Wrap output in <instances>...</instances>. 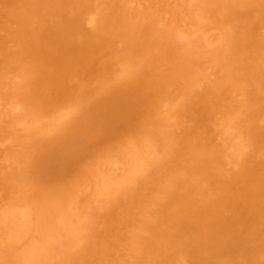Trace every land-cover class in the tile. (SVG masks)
I'll return each mask as SVG.
<instances>
[{
	"label": "rangeland",
	"instance_id": "obj_1",
	"mask_svg": "<svg viewBox=\"0 0 264 264\" xmlns=\"http://www.w3.org/2000/svg\"><path fill=\"white\" fill-rule=\"evenodd\" d=\"M0 223V264H264V0H0Z\"/></svg>",
	"mask_w": 264,
	"mask_h": 264
},
{
	"label": "bare ground",
	"instance_id": "obj_2",
	"mask_svg": "<svg viewBox=\"0 0 264 264\" xmlns=\"http://www.w3.org/2000/svg\"><path fill=\"white\" fill-rule=\"evenodd\" d=\"M36 1V0H35ZM54 8V7H53ZM58 8V7H57ZM68 13V12H67ZM65 16H67V14L65 15ZM67 17H69V15L67 16ZM71 17H72V15H71ZM92 18H93V16H92ZM56 19V18H55ZM89 20V19H88ZM94 21V20H93ZM69 24V23H68ZM80 25V24H79ZM79 25H77V26H79ZM53 26V25H52ZM52 29V28H51ZM57 29V28H56ZM33 31V30H32ZM31 31V32H32ZM64 31V30H63ZM84 31V30H83ZM21 33V32H20ZM27 33V32H26ZM40 33V32H39ZM49 33V32H48ZM59 33V32H58ZM247 33V32H246ZM249 33V32H248ZM33 34V33H32ZM37 34V33H36ZM47 34V33H46ZM50 34V33H49ZM81 34V33H80ZM93 35H94V33H92ZM234 34V33H233ZM91 35V34H90ZM235 35V34H234ZM234 35H232V37L234 36ZM21 36V35H20ZM27 36V35H26ZM38 36V35H37ZM47 36V35H46ZM92 36V35H91ZM96 36H97V34H96ZM41 37V36H40ZM53 37H55L54 35H53ZM76 37V36H75ZM87 37V36H86ZM85 37V38H86ZM93 37V36H92ZM98 37V36H97ZM20 38V37H19ZM24 38V37H23ZM47 38V37H46ZM89 38V37H88ZM96 38V37H95ZM93 39V38H92ZM100 39V38H99ZM233 38H231V40H232ZM50 40V39H49ZM52 40V39H51ZM88 40H90V39H88ZM240 40V39H239ZM32 41V40H31ZM78 41H80V40H78ZM100 41V40H99ZM14 42V41H13ZM30 42V41H29ZM29 42H28V44H29ZM46 42V41H45ZM49 42V41H48ZM232 42H234V41H232ZM232 42H231V44H232ZM26 43V42H25ZM38 43V42H37ZM47 43V42H46ZM79 43V42H78ZM243 43H245V42H243ZM249 43V42H248ZM48 44V43H47ZM234 44V43H233ZM237 44V43H236ZM108 45V44H107ZM241 45V44H240ZM24 46L26 47V45L24 44ZM29 46V45H28ZM55 46V45H54ZM233 47H234V45H232ZM239 46V45H238ZM36 47V46H35ZM108 47V46H107ZM120 47V46H119ZM240 47V46H239ZM243 47V46H242ZM252 47V46H251ZM255 47V46H254ZM94 48V47H93ZM98 48V47H97ZM103 48V47H102ZM118 48V47H117ZM230 48H232V47H230ZM236 48V47H235ZM247 48V47H246ZM17 49H18V46H17ZM106 49V48H105ZM242 49H244V48H242ZM256 49V48H255ZM20 50V49H19ZM100 50V49H99ZM237 50V49H236ZM241 50V49H240ZM105 51V50H104ZM113 51V50H112ZM23 52V51H22ZM34 52V51H33ZM32 52V53H33ZM103 52V51H102ZM124 52H125V50H124ZM255 52V51H254ZM13 53V52H12ZM15 53V52H14ZM25 53V52H24ZM104 53V52H103ZM114 53V52H113ZM117 53V52H116ZM122 53V52H121ZM17 54H18V52H17ZM112 54V53H111ZM118 54V53H117ZM262 55V54H261ZM96 56V55H95ZM115 56H118V55H115ZM240 56V55H239ZM48 57V56H47ZM92 57V56H91ZM118 57H120V56H118ZM123 57V56H122ZM243 57H244V55H243ZM261 57V56H260ZM36 58V57H35ZM237 59H238V56L236 57ZM250 58V57H249ZM114 59V58H113ZM26 61V60H25ZM33 61H34V59H33ZM124 61V60H123ZM234 61V60H233ZM238 61H239V59H238ZM235 62V61H234ZM38 63V62H37ZM52 63V62H51ZM123 63H127L126 61L125 62H123ZM243 63H244V61H243ZM69 64V63H68ZM129 64V63H128ZM109 65V64H108ZM237 65V64H236ZM242 65V64H241ZM119 66V65H118ZM232 66H234V64H231V66H228V67H232ZM132 67V66H131ZM130 67V68H131ZM135 67V66H134ZM133 68V67H132ZM19 69H20V66H19ZM135 69V68H134ZM226 69H227V67H226ZM229 70H232V69H230V68H228ZM234 69V68H233ZM236 69H238L237 67L235 68V70ZM22 71V70H21ZM24 71V70H23ZM134 71V70H133ZM262 71V70H261ZM119 72V71H118ZM132 72V71H131ZM181 72V71H180ZM179 72V73H180ZM240 72V71H239ZM243 72H244V69H243ZM115 73V72H114ZM124 73V72H123ZM227 73V72H226ZM247 73V72H246ZM109 74V73H108ZM70 75V74H69ZM106 75V74H105ZM116 75V74H115ZM71 76V75H70ZM114 76V75H113ZM229 76H231V75H229ZM233 76V75H232ZM225 77V76H224ZM125 78V77H124ZM158 78H159V76H158ZM228 78H230V77H228ZM236 78V77H235ZM76 79V78H75ZM97 79V78H96ZM114 79H115V76H114ZM113 79V80H114ZM120 79H121V77H120ZM127 79V78H126ZM122 80V79H121ZM167 80V79H166ZM226 80V79H225ZM43 81H44V79H43ZM77 81V80H76ZM98 81V80H97ZM116 81V80H115ZM148 81V80H147ZM237 81V80H236ZM28 82V81H27ZM27 82H26V84H27ZM31 82V81H30ZM62 82V81H61ZM64 82V81H63ZM113 82V81H112ZM111 82V83H112ZM167 82V81H166ZM78 83V82H77ZM95 83V82H94ZM96 83H98V82H96ZM127 83V82H126ZM106 84V83H105ZM110 84V83H109ZM223 84V83H222ZM28 85V84H27ZM163 85H165V84H162V86ZM251 85V84H250ZM81 86V85H80ZM160 86V85H159ZM64 87V86H63ZM82 87V86H81ZM157 87V86H156ZM164 87V86H163ZM222 86L220 85V88H221ZM258 87V86H257ZM23 88H25V87H23ZM117 88V87H116ZM154 88V87H153ZM158 88V87H157ZM219 89V88H218ZM230 89H231V87H230ZM237 89V88H236ZM263 90V89H262ZM155 91H156V89H155ZM162 91V90H161ZM243 91V90H242ZM87 92V91H86ZM139 92V91H138ZM157 92V91H156ZM114 93H116V92H114ZM132 93V92H131ZM163 93V92H162ZM167 93V92H166ZM212 93V92H211ZM233 92H231V94H232ZM261 93V92H260ZM111 94V93H110ZM76 95V94H75ZM90 95V94H89ZM212 95H214V94H212ZM211 95V96H212ZM259 95V94H258ZM18 96V95H17ZM63 96V95H62ZM102 96V95H101ZM114 96V95H113ZM119 96H121V95H118V97L117 98H119ZM123 96V95H122ZM210 96V97H211ZM248 96V95H247ZM257 96V95H256ZM255 96V97H256ZM96 97V96H95ZM131 97V96H130ZM209 97V96H208ZM214 97V96H213ZM64 98V97H63ZM114 98V97H113ZM121 98V97H120ZM42 99H44V98H42ZM111 99H112V95H111ZM111 99H110V101H111ZM221 99V98H220ZM225 99V98H224ZM34 100V99H33ZM204 101V100H203ZM221 101V100H220ZM88 102V101H87ZM95 102V101H94ZM247 102V101H246ZM54 103V102H53ZM126 103V102H125ZM23 104V103H22ZM68 104V103H67ZM204 104V103H203ZM70 105V104H69ZM68 105V106H69ZM57 106V105H56ZM64 106V105H63ZM66 106V105H65ZM65 106H64V109H65ZM72 106V105H71ZM107 106V105H106ZM219 106V105H218ZM217 106V107H218ZM45 107V106H44ZM48 107V106H47ZM76 107H77V105H76ZM117 107V106H116ZM148 107H150V106H148ZM61 108H62V106L60 107V110H61ZM71 108V107H70ZM78 108V107H77ZM115 108V107H114ZM156 108V107H155ZM214 108V107H213ZM102 109V108H101ZM101 109H100V111H101ZM109 109V108H108ZM149 110H151L150 108H148ZM157 109V108H156ZM76 110V109H75ZM78 110V109H77ZM152 110H154V108L152 109ZM68 111V110H67ZM58 112H59V110H58ZM61 112V111H60ZM72 112V111H71ZM75 112V111H74ZM62 113H63V111H62ZM103 113V112H102ZM226 113H228V112H226ZM57 114V113H56ZM61 114V113H60ZM138 114V113H137ZM58 115V114H57ZM73 115V114H72ZM63 116H65V115H62V117ZM75 116V115H74ZM161 116V115H160ZM210 116V115H209ZM73 118V117H72ZM119 118H121V117H119ZM165 118V117H164ZM166 119V118H165ZM51 121H52V119H50ZM66 120V119H65ZM51 121H49V122H51ZM54 121V120H53ZM79 121V120H78ZM61 122V121H60ZM73 123V122H72ZM134 124V123H133ZM51 125V124H50ZM78 125V124H77ZM103 125V124H102ZM47 127V126H46ZM71 127V126H70ZM51 128V127H50ZM53 128V127H52ZM45 129V128H44ZM70 129V128H69ZM78 129V128H77ZM76 129V130H77ZM96 129V128H95ZM48 130V129H47ZM75 130V131H76ZM81 130V129H80ZM138 130V129H137ZM147 130H148V128H147ZM41 131H42V129H41ZM45 131V130H44ZM125 131V130H124ZM134 131V130H133ZM96 132V131H95ZM145 132V131H144ZM190 132V131H189ZM39 133H40V131H39ZM107 133V132H106ZM128 133V132H127ZM147 133H149V132H147ZM151 133H153V132H151ZM78 134V133H77ZM95 134V133H94ZM123 134V133H122ZM134 134V133H133ZM137 134V133H136ZM146 134V133H145ZM244 134V133H243ZM102 135V134H101ZM127 135V134H126ZM183 135H184V133H183ZM245 135V134H244ZM244 135H242V136H244ZM147 136V135H146ZM256 136V135H255ZM35 137V136H34ZM37 137V136H36ZM44 137V136H43ZM79 137V136H78ZM137 137V136H136ZM189 137H191V136H189ZM249 137V136H248ZM33 138V137H32ZM80 138V137H79ZM84 137H82V138H80L81 139V141H78V138H77V142H75V143H68V145L66 146V148L65 149H62L61 151H58L57 152V149L55 148V156H54V153L53 154H51L50 156L49 155H47L46 157H45V159L47 160L48 158V160H47V162L45 161L44 163H48L47 165L46 164H43V168L44 169H46V168H48L47 166H49V162H50V168H51V170L49 169L48 171H49V175H51L50 173H52V172H61V171H63V170H65V168L66 167H68L69 166V164H71L70 163V161H72V158L73 157H71V156H73V152L75 153V151L77 152V150H78V152H84L83 151V148H81L82 147V145H81V142L83 143V139ZM140 138V137H139ZM193 138V137H192ZM66 139V138H65ZM73 139V138H72ZM236 139V138H235ZM239 139V138H238ZM245 139V138H244ZM247 139V138H246ZM37 140V139H36ZM39 140V139H38ZM86 139H84V141H85ZM186 140H188V138L186 139ZM45 141V140H44ZM53 141V140H52ZM133 141V140H132ZM234 141V140H233ZM74 142V141H73ZM121 142V141H120ZM125 142V141H124ZM193 142V141H192ZM237 142V141H236ZM251 142V141H250ZM42 143V142H41ZM190 143V142H189ZM231 143V142H230ZM238 143V142H237ZM241 143V142H240ZM245 143V142H244ZM110 144V143H109ZM118 144V143H117ZM123 145H124V143H122ZM248 144H250V143H248ZM116 145V144H115ZM137 145H138V143H137ZM231 145V144H230ZM254 145V144H253ZM84 146V145H83ZM129 146V145H128ZM139 146V145H138ZM141 146V145H140ZM147 146V145H146ZM168 146H171V145H168ZM235 146H237V145H235ZM38 147V146H37ZM77 147L79 148V149H81L80 151H79V149H77ZM134 147V146H133ZM203 147H204V145H203ZM239 148H241V146H238ZM237 147V148H238ZM259 147V146H258ZM43 148V147H42ZM41 148V149H42ZM54 148V147H53ZM52 148V149H53ZM62 148V147H61ZM115 148V147H114ZM127 148V147H126ZM143 148V147H142ZM142 148H139V150L140 149H142ZM202 148V147H201ZM235 148V147H234ZM236 148V149H237ZM238 148V149H239ZM38 149V148H37ZM40 149V148H39ZM132 149V148H131ZM167 149V148H166ZM227 149V148H226ZM226 149H225V151H226ZM233 149V148H232ZM235 149V150H236ZM243 149V148H242ZM36 150V149H35ZM85 150V149H84ZM115 150V149H114ZM120 150V149H119ZM135 150V149H134ZM138 150V149H137ZM144 150V149H143ZM234 150V149H233ZM130 151V150H129ZM141 151V150H140ZM166 151V150H165ZM180 151V150H179ZM219 151V150H218ZM217 151V152H218ZM42 152V151H41ZM109 152V151H108ZM120 152V151H119ZM215 152V151H214ZM228 152V151H227ZM227 152H225V153H227ZM230 152V151H229ZM237 152V151H236ZM48 153V152H47ZM51 153V152H50ZM58 153V155L56 156V154ZM103 153V152H102ZM115 153V152H114ZM117 153V152H116ZM122 153V152H121ZM145 153V152H144ZM168 153V152H167ZM103 154H105V153H103ZM124 154V153H123ZM133 154V153H132ZM135 154V153H134ZM215 154V153H214ZM228 154V153H227ZM121 155V154H120ZM119 155V156H120ZM131 155V154H130ZM139 155V154H138ZM216 155V154H215ZM226 155V154H225ZM225 155H223V156H225ZM243 155V154H242ZM241 155V156H242ZM78 156V155H77ZM101 157H103L102 155H100ZM118 156V157H119ZM142 156L143 155H141V159H142ZM196 156H198V155H196ZM208 156V155H207ZM227 156V155H226ZM228 156H230V155H228ZM55 157H56V159H55ZM117 157V156H116ZM122 157V156H121ZM150 157V156H149ZM154 157V156H153ZM233 157V156H232ZM256 157V156H255ZM50 158H51V160H52V158L54 159L52 162H51V160H50ZM95 158V157H94ZM107 158V157H106ZM125 158V157H124ZM135 157H133V159H134ZM204 158V157H203ZM250 158V157H249ZM44 159V158H43ZM42 159V160H43ZM92 159V158H91ZM117 159V158H116ZM136 159V158H135ZM134 159V162L133 163H138V162H140V158H137L136 160ZM149 159V158H148ZM150 159H151V157H150ZM153 159H155V158H153ZM177 159V158H176ZM192 159H194V158H192ZM229 159V158H228ZM55 160H57L58 162H60L59 164V166L61 167V166H64V168H58L57 169V167L55 166V164H54V162H55ZM68 160H70V161H68ZM88 160V159H87ZM152 160V159H151ZM56 161V162H57ZM61 161H62V163H61ZM65 161L66 162H68L66 165H68V166H66L65 165ZM92 161V160H91ZM115 161V160H114ZM123 161V160H122ZM142 161V160H141ZM145 161H146V159H145ZM231 161H232V159H231V156H230V163H231ZM116 162V161H115ZM229 162V161H228ZM233 162V161H232ZM237 162V161H236ZM120 163V162H119ZM133 163H131V164H133ZM150 163V161L148 162V163H146L145 162V164H149ZM227 163V162H226ZM142 164H143V162H142ZM236 164V163H235ZM250 164V163H249ZM46 165V166H45ZM72 165V164H71ZM87 165V164H86ZM89 165V164H88ZM120 165H122V164H120ZM129 165V164H128ZM135 165V167H136V165L137 164H134ZM161 165V164H160ZM138 166V165H137ZM145 166V165H144ZM148 166V165H147ZM146 166V167H147ZM231 166V165H230ZM86 167V166H85ZM118 167V166H117ZM123 167V166H122ZM126 167V166H125ZM132 167H133V165H132ZM140 167V166H139ZM158 167V166H157ZM209 167V166H208ZM263 167V166H262ZM84 168V167H83ZM120 168V167H119ZM130 168V167H129ZM163 168V167H162ZM236 168V167H235ZM56 169V171H52V170H55ZM59 169H61V171L59 170ZM77 169V168H76ZM128 169V168H127ZM147 169V168H146ZM149 169V168H148ZM147 169V170H148ZM201 169V168H200ZM231 169H233V168H231ZM83 170H85V169H83ZM141 170V169H140ZM139 169H138V171H140ZM155 170V169H154ZM203 170V169H202ZM51 171V172H50ZM73 171V170H72ZM122 171V170H121ZM125 171H126V169H125ZM143 171V170H142ZM145 171V170H144ZM197 171V170H196ZM245 171V170H244ZM67 172H69V171H67ZM124 171H122V173H123ZM149 172V171H148ZM187 172V171H186ZM53 173V174H54ZM121 173V174H122ZM142 173H144V172H142ZM146 173V172H145ZM155 173V172H154ZM157 173V172H156ZM192 173V172H191ZM136 174V173H135ZM141 174V173H140ZM180 174V173H179ZM178 174V175H179ZM210 174V173H209ZM57 175V174H56ZM55 175V176H56ZM124 175V174H123ZM176 175V174H175ZM116 176V175H115ZM122 176V175H121ZM126 176V175H125ZM128 176V175H127ZM152 176H154V174H152ZM157 176V175H156ZM197 176V175H196ZM238 176V175H237ZM114 177V176H113ZM118 177V176H117ZM178 177V176H177ZM181 177V176H180ZM201 177V176H200ZM211 177V176H210ZM57 178H58V176H57ZM116 178V177H115ZM124 178V177H123ZM101 179H103V178H101ZM178 179V178H177ZM194 179V178H193ZM121 180V178L119 179V181ZM182 180V179H181ZM180 180V181H181ZM116 181V180H115ZM148 181H149V179H148ZM185 181V180H184ZM194 181V180H193ZM261 181V180H260ZM38 182V181H37ZM43 182V181H42ZM118 182V181H117ZM115 183V182H114ZM113 183V184H114ZM123 183V182H122ZM67 184V183H66ZM100 184V183H99ZM106 184V183H105ZM196 184V183H195ZM120 185H123V184H120ZM189 185V184H188ZM145 186V185H144ZM100 187H102V185L100 186ZM109 187V186H108ZM112 187V186H111ZM258 187V186H257ZM104 188H106V189H104V190H107V186L106 187H104ZM199 189V188H198ZM100 190H101V188H100ZM102 191H103V189H102ZM108 191V190H107ZM134 192V191H133ZM121 193V192H120ZM208 193H209V191H208ZM233 193V192H232ZM193 194V193H192ZM213 193H211V195H212ZM209 195V194H208ZM232 195V194H231ZM171 196V195H170ZM209 197V196H208ZM207 197V198H208ZM200 198V197H199ZM204 198V197H203ZM261 198V197H260ZM127 199H128V197H127ZM130 199V198H129ZM128 199V200H129ZM168 199V198H167ZM232 199V198H231ZM253 199V198H252ZM124 200H126V199H124ZM217 200V199H216ZM258 200V199H257ZM65 201V200H64ZM200 201V200H199ZM203 201V200H202ZM251 201V200H250ZM212 202V201H211ZM215 202V201H214ZM230 202V201H229ZM119 203V202H118ZM134 203V202H133ZM256 203H257V201H256ZM17 204V203H16ZM125 204V203H124ZM233 204V203H232ZM231 204V205H232ZM69 205V204H68ZM214 205V204H213ZM223 205V204H222ZM226 205V204H225ZM252 205H253V203H252ZM13 206V205H12ZM18 206V205H17ZM22 206V205H21ZM121 206V205H120ZM206 206H207V204H206ZM225 207V206H224ZM12 208V207H11ZM20 208V207H19ZM23 208V207H22ZM21 208V209H22ZM261 208V207H260ZM10 209V208H9ZM119 209V208H118ZM121 209V208H120ZM206 209V208H205ZM224 209V208H223ZM254 209H256V208H254ZM259 209V208H258ZM8 210V209H7ZM20 210V209H19ZM220 210V209H219ZM226 210V209H225ZM10 211H12V210H10ZM18 211V210H17ZM8 212H9V210H8ZM224 212V211H223ZM227 212V211H226ZM232 212V211H231ZM249 212V211H248ZM6 213V212H5ZM5 213H4V217H5V219L9 216H5ZM11 213V212H10ZM9 213V214H10ZM13 213V212H12ZM24 213V212H23ZM53 213V212H52ZM58 213V212H57ZM171 213V212H170ZM258 213V212H257ZM96 214V213H95ZM219 214V213H218ZM19 215H21V214H19ZM94 215V214H93ZM10 216H11V214H10ZM22 216H23V214H22ZM96 216V215H95ZM55 217V216H54ZM66 217V216H65ZM103 217V216H102ZM220 217V216H219ZM240 217V216H239ZM17 218V217H16ZM15 218V219H16ZM56 218V217H55ZM59 218V217H58ZM101 218V217H100ZM192 218V217H191ZM243 218V217H242ZM21 219V218H20ZM49 219H50V217H49ZM60 219V218H59ZM66 219H68V217H66ZM101 219H103V218H101ZM178 219V218H177ZM214 219V218H213ZM230 219V218H229ZM4 220V219H3ZM7 220V219H6ZM52 220H55V219H53L52 218ZM61 220V219H60ZM205 220V219H204ZM215 220V219H214ZM225 220V219H224ZM10 221H12V220H10L9 219V222ZM20 221V220H19ZM91 222H92V220H90ZM115 221V220H114ZM166 221V220H165ZM231 221V220H230ZM50 222H52V221H50ZM78 222H80V221H78ZM109 222V221H108ZM7 223H8V221L6 222V225H7ZM10 223H12L13 224V222H10ZM9 223V224H10ZM15 223H17L16 221H15ZM218 223V222H217ZM257 223V222H256ZM263 223V222H262ZM4 224V223H3ZM46 224L48 225V223L46 222ZM50 224H53V223H50ZM200 224V223H199ZM220 224V223H219ZM240 224V223H239ZM245 224V223H244ZM0 225H1V223H0ZM61 225V224H60ZM91 225H92V223H91ZM229 225V224H228ZM2 226V225H1ZM13 226H15L14 224H13ZM72 226V225H71ZM88 226V225H87ZM93 226V225H92ZM108 226V225H107ZM245 226V225H244ZM7 227H9L8 225H7ZM48 227H49V225H48ZM48 227H47V229H48ZM63 227V226H62ZM91 227V226H90ZM186 227V226H185ZM192 227V226H191ZM201 227H202V225H201ZM221 227H222V225H221ZM0 228H3V227H0ZM15 228V227H14ZM17 228V227H16ZM56 228H57V226H56ZM59 228H60V226H59ZM65 228V227H64ZM68 228V227H67ZM187 228V227H186ZM224 228V227H223ZM227 228V227H226ZM231 228V227H230ZM250 228V227H249ZM58 229V228H57ZM109 229V228H108ZM8 230V229H7ZM13 230V229H12ZM210 230V229H209ZM215 230V229H214ZM228 230V229H227ZM247 230V229H246ZM50 231V230H49ZM54 231V230H53ZM60 231V230H59ZM72 231V230H71ZM211 231V230H210ZM216 231V230H215ZM16 232H18V231H16ZM47 232V231H46ZM51 232V231H50ZM63 232H65V231H63ZM62 232V233H63ZM112 232V231H111ZM7 233H9V232H7ZM61 233V234H62ZM197 233V232H196ZM221 233H223V232H221ZM13 234H15V233H13ZM24 234H26V233H24ZM213 234V233H212ZM218 234V233H217ZM261 234V233H260ZM204 235V234H203ZM246 235V234H245ZM16 236V235H15ZM22 236H24V235H22ZM50 236V235H49ZM64 236V235H63ZM216 236V235H215ZM227 236V235H226ZM249 236V235H248ZM4 238H5V236H3ZM9 237H10V235H9ZM46 237V236H45ZM134 237V236H133ZM260 237V236H259ZM19 238V237H18ZM23 238V237H22ZM68 238V237H67ZM193 238V237H192ZM206 238V237H205ZM221 238V237H220ZM6 239V238H5ZM69 239V238H68ZM68 239H66V241L68 240ZM243 239V238H242ZM8 240V239H7ZM31 240H33V238H31ZM206 240H207V238H206ZM45 241H46V239H45ZM32 242V241H31ZM49 242V241H48ZM59 242V241H58ZM57 242V243H58ZM63 242H64V240H63ZM69 242V241H68ZM211 242V241H210ZM217 242H218V240H217ZM221 242V241H220ZM240 242V241H239ZM249 242H251V241H249ZM255 242H256V240H255ZM243 243V242H242ZM43 244H44V242H43ZM47 244H49V243H47ZM47 244H45V245H47ZM69 244V243H68ZM70 244H72V242L70 243ZM73 245V244H72ZM182 245V244H181ZM239 245V244H238ZM260 245V244H259ZM258 245V246H259ZM53 246H56V245H53ZM66 246V245H65ZM86 246V245H85ZM88 246V245H87ZM219 246V245H218ZM253 246V245H252ZM27 247V246H26ZM44 247H46V246H44ZM43 247V248H44ZM68 247V246H67ZM83 247V246H82ZM191 247V246H190ZM264 247V246H263ZM28 248V247H27ZM53 248V247H52ZM66 248V247H65ZM79 248V247H78ZM136 248V247H135ZM214 248V247H213ZM235 248H237V247H235ZM251 248V247H250ZM31 249V248H30ZM33 249V248H32ZM62 249H64V248H62ZM185 249V248H184ZM252 249V248H251ZM40 250H41V248L38 250V253L40 252ZM44 250V249H43ZM46 250V249H45ZM138 250V249H137ZM236 250V249H235ZM240 250V249H239ZM253 250V249H252ZM26 251V250H25ZM31 251V250H30ZM34 251H35V253H36V250H35V248H34ZM60 251H62V250H60ZM59 250L57 251V253L58 252H60ZM80 251V250H79ZM194 251V250H193ZM234 251V250H233ZM238 251V250H237ZM86 252V251H85ZM88 252V251H87ZM22 253V252H21ZM20 253V254H21ZM46 253H48L47 255H49V252H46ZM248 253V252H247ZM54 254V253H53ZM59 254H61V253H59ZM84 254V253H83ZM166 254V253H165ZM37 255V254H36ZM55 255H57V254H55ZM177 255H178V253H177ZM182 255H183V253H182ZM247 255V254H246ZM251 255V254H250ZM29 256H30V254H29ZM29 256H27V257H29ZM33 256V255H32ZM38 256V255H37ZM86 256V255H85ZM254 256V255H253ZM259 256H261V255H259ZM25 257V256H24ZM33 257H35V256H33ZM51 257V256H50ZM54 257V256H53ZM168 257V256H167ZM262 257V256H261ZM36 258V257H35ZM83 258H84V256H83ZM184 258V257H183ZM220 258V257H219ZM222 258V257H221ZM244 258V257H243ZM82 259V258H81ZM85 259V258H84ZM88 259V258H87ZM178 259H179V261H180V263H181V260H180V258L178 257ZM182 259V258H181ZM21 260H22V258H21ZM27 261H28V259H26ZM30 260V259H29ZM176 260V259H175ZM244 260V259H243ZM36 261V260H35ZM219 261V260H218ZM225 261H227L226 259H225ZM36 262H38V260L36 261ZM135 262V261H134ZM130 263V262H129ZM176 263H178V262H176ZM126 264V263H125ZM131 264V263H130ZM217 264V263H216Z\"/></svg>",
	"mask_w": 264,
	"mask_h": 264
}]
</instances>
